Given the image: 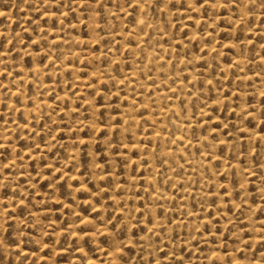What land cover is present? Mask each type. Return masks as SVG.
Instances as JSON below:
<instances>
[{
    "label": "rangeland",
    "instance_id": "374dc122",
    "mask_svg": "<svg viewBox=\"0 0 264 264\" xmlns=\"http://www.w3.org/2000/svg\"><path fill=\"white\" fill-rule=\"evenodd\" d=\"M129 2L0 0V264L261 259L259 2Z\"/></svg>",
    "mask_w": 264,
    "mask_h": 264
},
{
    "label": "snow or ice",
    "instance_id": "6c2138e0",
    "mask_svg": "<svg viewBox=\"0 0 264 264\" xmlns=\"http://www.w3.org/2000/svg\"><path fill=\"white\" fill-rule=\"evenodd\" d=\"M90 2L91 3H98V0H90ZM257 2H259V8L261 10L260 15L262 17H264V0H249V2L247 4H245L243 2V0H191V2L188 3L187 8L191 9L193 11L199 12L201 9H206L208 7L216 8L217 6H219L220 8H225L227 6H233L234 9H244L245 13L251 17L255 11V7H256ZM156 6H157V8H160L161 11H163V8H162L160 3H157ZM128 7L132 8L133 11H135L136 8L139 7V0H130V2L128 3ZM3 15H4V13L0 12V16H3ZM64 15L66 16L67 13H64ZM240 19H243V17L241 16ZM136 23L143 24L144 21L140 20V21H136ZM237 42H240V41L237 40ZM8 43H12V41H8ZM33 43H35V42L33 41ZM249 43H251L250 39H249ZM0 75H3V73H0ZM208 83L211 84V80H209ZM261 96L264 97V93H261ZM261 106L264 107V99L261 100ZM244 115L250 116L251 114L245 111ZM95 127H96V125H93V129H95ZM102 127L113 128V125L103 124ZM216 127L218 128L219 125H217ZM261 132L264 133V113L261 114ZM213 139H215V137H213ZM217 143L224 144V141H217ZM0 147H4V145L0 144ZM213 155H216V154L213 153ZM217 159H219V157H217ZM93 163L95 164V161H93ZM96 166H98V165H96ZM5 167L7 168L8 166L5 165ZM245 171H247V169H245ZM251 174L255 175L254 172ZM262 175H264V173H262ZM245 180L246 181L248 180L247 176H245ZM240 187H241V189H243L244 184L241 183ZM220 194L226 195L227 189H224ZM149 223H152V221L149 220ZM9 227H11V225H9ZM261 227L264 228V221L261 222ZM147 231H152V229L149 228V229H147ZM242 242L245 243V247L250 248V246L247 244L246 241H242ZM5 243H6V240H0V247L4 246ZM11 243H16V241H12ZM257 243L261 244V247L264 248V236H261L257 240ZM18 246L19 245L17 244V247ZM123 250H124L123 247L118 245V246H115L112 251L114 253H117V254H122ZM156 251L159 252L160 249H157ZM236 251L240 252L242 250L237 249ZM109 254L111 255L112 253H109ZM163 255H164V257H167V253H164ZM173 256L175 257V253H173ZM204 258L209 260L211 262V264H242V260L247 259V257L229 258V254L226 250L222 254H219L218 249H209V254L206 255ZM115 259L118 261L120 259V256L117 255L115 257ZM147 264H161V261H160V259H149L147 261ZM173 264H183L182 258L177 257L173 261ZM248 264H264V252H261V259L257 260L255 257H253L252 260H250L248 262Z\"/></svg>",
    "mask_w": 264,
    "mask_h": 264
}]
</instances>
